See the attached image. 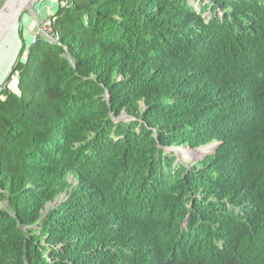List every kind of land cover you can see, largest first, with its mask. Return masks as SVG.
Wrapping results in <instances>:
<instances>
[{"label": "trees", "instance_id": "trees-1", "mask_svg": "<svg viewBox=\"0 0 264 264\" xmlns=\"http://www.w3.org/2000/svg\"><path fill=\"white\" fill-rule=\"evenodd\" d=\"M49 25L0 87V264H264V0H61Z\"/></svg>", "mask_w": 264, "mask_h": 264}, {"label": "rangeland", "instance_id": "rangeland-1", "mask_svg": "<svg viewBox=\"0 0 264 264\" xmlns=\"http://www.w3.org/2000/svg\"><path fill=\"white\" fill-rule=\"evenodd\" d=\"M200 1L207 2V0ZM5 2L6 0H0V10ZM60 2L61 0H32L30 6L19 16L17 30L10 32L0 40V87L4 84L11 69L15 66L23 45L28 46L32 44L37 36L50 38L51 29L49 23L52 16L56 13ZM198 6L199 4L197 3L196 7ZM12 61L13 63L10 66L9 64ZM13 80L15 81V77ZM213 146L214 144H210L198 149L186 146L178 149H167L166 152L168 154L174 153L178 157L179 162H183L188 167H191L198 161L203 160L208 153L211 154L214 151ZM68 181L73 183V178L70 177ZM63 198H65V192L61 194L58 201L63 200Z\"/></svg>", "mask_w": 264, "mask_h": 264}, {"label": "bare ground", "instance_id": "bare-ground-1", "mask_svg": "<svg viewBox=\"0 0 264 264\" xmlns=\"http://www.w3.org/2000/svg\"><path fill=\"white\" fill-rule=\"evenodd\" d=\"M31 1L32 0H6L4 6L0 10V40L10 32L17 30L19 25V16L22 14V12L25 11V9H27L30 6ZM13 61L9 64L10 66L12 65Z\"/></svg>", "mask_w": 264, "mask_h": 264}]
</instances>
